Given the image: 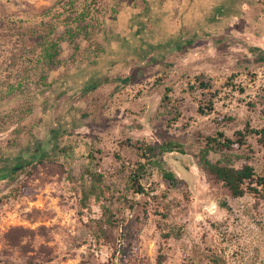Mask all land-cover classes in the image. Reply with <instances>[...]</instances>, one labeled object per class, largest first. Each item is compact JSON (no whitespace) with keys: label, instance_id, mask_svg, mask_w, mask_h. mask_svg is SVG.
Segmentation results:
<instances>
[{"label":"rangeland","instance_id":"1","mask_svg":"<svg viewBox=\"0 0 264 264\" xmlns=\"http://www.w3.org/2000/svg\"><path fill=\"white\" fill-rule=\"evenodd\" d=\"M55 1L0 0L1 22L33 17ZM231 5L221 7L229 10L223 32H203L185 49L157 48L147 58L133 44L130 60L97 71L93 89L77 90L93 73L85 65V74L68 78L66 94L28 84L25 93L0 100L2 114H10L0 133V170L19 153L44 157L34 175L0 179V264H264V197H235L198 164V140L222 131L234 142L232 163L264 176V146L248 133L264 129V60L254 49L264 50V0ZM116 21L107 19V32ZM6 32L15 30L0 25L2 95L22 73L14 62L20 47ZM198 77L211 89H201ZM26 92L36 98L39 122L33 140L19 138L12 148L10 116ZM165 137L186 145V154L161 157L178 186L155 170L143 183L146 193L127 191L123 164L139 159L132 144ZM87 168L105 176L101 199H84ZM103 206L112 207L119 227L106 223ZM99 223L109 237L97 234Z\"/></svg>","mask_w":264,"mask_h":264},{"label":"trees","instance_id":"2","mask_svg":"<svg viewBox=\"0 0 264 264\" xmlns=\"http://www.w3.org/2000/svg\"><path fill=\"white\" fill-rule=\"evenodd\" d=\"M106 2L107 4L101 7L96 0H56L53 5L34 14L33 17L19 16L5 22H1L4 18L0 12V25L15 30V32L6 33L13 37L20 47L14 62L15 66H20L22 70L17 81L6 88L4 95L0 90V100H5L17 93H25V87L28 84L32 85L35 91L53 89L58 93H68L70 90H68L69 82L67 81L70 75L74 74L72 72L75 67L88 65L92 70L98 67L100 58L107 52V42L114 33V28L110 29L111 32L106 31V21L107 19L118 20L125 7L140 10L145 18L144 22L148 23V28L151 27L152 8L149 0H106ZM191 43L192 41L189 40L186 45L177 44V48L185 49ZM254 49L259 51L258 59L264 60V50ZM145 57L147 58V54ZM83 73L85 74L86 71L74 75L79 76ZM91 75V78H88L87 82H84L77 90L88 91L99 85V81L95 79L97 72L93 71ZM197 80L201 89H211L209 82L200 77ZM60 83L62 87L58 88ZM169 90L170 88H167V91ZM26 95V103L18 106L20 108L12 113L15 117L10 116L11 121L14 118L12 121V125H15L12 129L14 138L12 142L8 140L7 145L12 148L19 146L17 141L19 138L33 140L39 122L34 116L36 98L27 92ZM164 99H169L168 92ZM9 115H3L0 111V133L9 129L4 119ZM29 117H31L30 122L27 123ZM248 131L257 135L258 141L264 146V129ZM240 133L243 137L245 136L242 132ZM197 144L200 148L198 164L217 182L222 183L233 196L241 197L254 193L264 197V176L257 174L250 164L237 167L232 163L228 151L233 150L234 142L225 136L224 132L218 131L216 134L204 136L202 140H198ZM132 145L137 149L139 159L133 165L123 164L127 191L146 193L143 183L155 170L170 186H178L180 179L163 165L161 157L172 152L186 154L185 143L177 138L165 137L158 143L139 140ZM2 150L3 148L0 149ZM212 153H218L220 157L212 158ZM40 154V150H34L29 158L22 153L17 154L12 160L10 159L12 163H8V160L6 166L1 168L0 179L9 175H34L37 163H41L44 159ZM87 171L90 179L84 191V199L85 201L91 197L101 199L105 195L104 187H107L105 176L90 168H87ZM253 183L261 188L253 186ZM104 199L110 200V198ZM120 200L133 207L129 204L130 199L126 195H122ZM103 207L106 223L111 228L119 227V220L116 219L112 207ZM95 228L98 235L109 237L110 232L100 223Z\"/></svg>","mask_w":264,"mask_h":264},{"label":"crops","instance_id":"3","mask_svg":"<svg viewBox=\"0 0 264 264\" xmlns=\"http://www.w3.org/2000/svg\"><path fill=\"white\" fill-rule=\"evenodd\" d=\"M149 1L152 8L151 27L148 28V23L144 22L145 18L140 10L125 7L107 42V52L100 58L95 72L104 66L114 67L121 61L130 60L134 48L138 49V53L143 52L149 57L157 48L173 49L177 44L186 45L189 40L203 32H223L221 29L224 27L220 25V20L228 19L229 15L224 16L222 12L229 10L221 7L232 6L231 0ZM133 44L136 45L134 48L131 47ZM129 47L133 49L130 50ZM82 67H75L72 73L84 71L85 68Z\"/></svg>","mask_w":264,"mask_h":264}]
</instances>
